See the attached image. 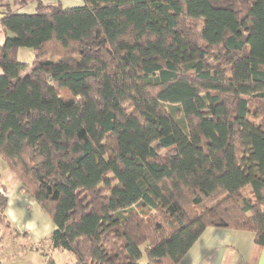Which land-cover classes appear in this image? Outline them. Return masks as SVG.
Segmentation results:
<instances>
[{"label":"trees","instance_id":"trees-1","mask_svg":"<svg viewBox=\"0 0 264 264\" xmlns=\"http://www.w3.org/2000/svg\"><path fill=\"white\" fill-rule=\"evenodd\" d=\"M0 24V153L73 264H179L208 227L264 246V0L38 1Z\"/></svg>","mask_w":264,"mask_h":264},{"label":"crops","instance_id":"crops-1","mask_svg":"<svg viewBox=\"0 0 264 264\" xmlns=\"http://www.w3.org/2000/svg\"><path fill=\"white\" fill-rule=\"evenodd\" d=\"M38 1H60L64 8L84 4V0H0V6L13 13H34ZM4 42L0 24V46ZM18 56L26 63L33 60L30 48H21ZM0 194L7 198L5 221L0 222V264L74 263L68 250L54 246L52 233L56 225L36 199L23 190L20 179L1 153ZM179 264H264V246L256 241L254 232L208 227Z\"/></svg>","mask_w":264,"mask_h":264},{"label":"rangeland","instance_id":"rangeland-1","mask_svg":"<svg viewBox=\"0 0 264 264\" xmlns=\"http://www.w3.org/2000/svg\"><path fill=\"white\" fill-rule=\"evenodd\" d=\"M250 191H251V188L250 187H246L245 190H244V194H246L247 196H250ZM85 195H83L82 197H84Z\"/></svg>","mask_w":264,"mask_h":264}]
</instances>
